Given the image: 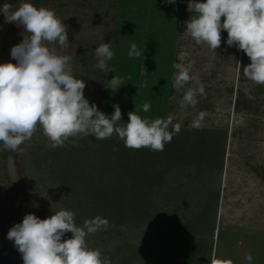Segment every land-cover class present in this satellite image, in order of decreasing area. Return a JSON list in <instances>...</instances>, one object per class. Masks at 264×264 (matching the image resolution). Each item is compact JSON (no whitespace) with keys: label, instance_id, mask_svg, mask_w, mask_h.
I'll return each mask as SVG.
<instances>
[{"label":"rangeland","instance_id":"1","mask_svg":"<svg viewBox=\"0 0 264 264\" xmlns=\"http://www.w3.org/2000/svg\"><path fill=\"white\" fill-rule=\"evenodd\" d=\"M7 2L13 5L15 10L22 0H7ZM23 2L34 5V0H23ZM4 3L5 0H0V5ZM116 3L117 0H40L36 6L53 10L56 17L66 25L69 44L63 48L57 43H50L47 46L55 49L59 55L72 57L68 70L75 78L85 80V97L90 104L95 103L102 112H104L102 79L106 72L95 67L97 57L94 49L101 43L110 41L112 47L113 38L107 33L115 26ZM186 8L187 0H180V23H185L189 18ZM221 19L223 20V17ZM23 35L28 33H24L22 26L6 22L4 15L0 14V63L11 59L10 49L21 42ZM221 37L222 51L219 47L215 50L217 53H212L206 45L195 44L190 37L184 35V31L178 34V44L172 50L174 59L177 63L188 67L191 75L198 77L199 83L204 85L205 95L197 97L198 103L195 108L189 106L181 109L179 100L185 89L191 86V82L176 87L172 74L174 95L170 98V108L165 118L171 117L173 125L179 124L182 127L188 123L191 127L198 113L203 112L204 118L200 121L199 127L208 128L225 121L227 123L225 171L219 197V204L223 201L225 206L222 208L223 214L220 215L218 212L219 214L216 215L215 227L220 230L217 246L215 244L216 249L213 248V243L216 242L217 232L210 247V237H207L206 243L198 244L199 235L191 233L190 230L181 234L171 230L164 232L161 222L158 224L159 231L151 230L148 224L135 222L131 218L133 215L131 217L129 215L125 216L122 222L108 224L106 229L86 237L89 247L101 249L102 257L112 259L113 264H121L122 258L133 260V264L142 262L155 264L150 261L148 254L152 246L159 249L161 258H167L172 262L181 261L186 250H191L194 255L200 257L202 264H210L213 258L221 261V264L226 260H231L232 264H248L245 259L247 254L253 257L251 264H264V185L258 183L245 165L246 162H252V159L255 163L264 165V117L261 121L262 129L257 134L258 141L242 144L240 139H230L232 124L238 123L245 128L248 121L246 115L239 117L233 115L235 89L240 88L247 96H252L253 93L260 96L264 84H256L244 76L243 67L250 63V59L242 50L225 44L226 31H222ZM240 54H243L244 58L242 63ZM230 87L234 88L232 97L229 95ZM259 87H262L261 93ZM204 97L207 98L210 106L202 100ZM230 99L231 106L228 112ZM91 135L93 134L79 133L69 136L64 141L77 144L79 147L82 143L81 139L89 138ZM115 137L120 141L116 135ZM52 144L53 142L43 134L38 124L31 139L21 144L16 151L0 153V165H7L6 174H2V169L0 172V190L5 185L11 191L12 198L13 195H17L13 200L2 193L0 197V236L5 245L14 247L13 242L6 238V234L15 223L21 222L27 213H34L44 219L60 209H65L75 214L76 224L77 221L83 223L85 219H92L95 211L97 213L103 210L101 201L96 197L98 189L102 186L104 190L107 186L112 189L122 180L120 175L118 176L120 179L113 175L115 171H109L111 174L107 175V167L112 170L120 166L119 157L114 156L106 162L105 167L101 168L99 180H102L101 183H96V186L92 187L90 182L97 180L99 175L95 173L96 169L91 171L90 168H93L94 163L97 164V156L100 154L101 157L102 152L94 153L89 149L84 155L79 152L71 153L73 157H68L67 151L64 149L62 151L60 145L52 147ZM72 158L84 160V163L80 164L81 169L78 172L74 170V172L62 173L61 171L68 167L78 168ZM226 170L227 185L222 197ZM89 173H95L94 176L92 175L93 178L90 176L92 180L88 178ZM116 173L118 175V172ZM205 175L207 176V173ZM67 178H69L68 183H62ZM207 179L203 178L202 183ZM211 185V189L215 191V183ZM88 191L91 193L88 194ZM105 200L107 201L106 196ZM70 236L71 233H68L65 238ZM18 256L23 264L19 252Z\"/></svg>","mask_w":264,"mask_h":264},{"label":"clouds","instance_id":"2","mask_svg":"<svg viewBox=\"0 0 264 264\" xmlns=\"http://www.w3.org/2000/svg\"><path fill=\"white\" fill-rule=\"evenodd\" d=\"M163 2L175 4L176 0ZM186 11L189 18L184 23L185 36L217 53L221 33L226 31L225 44L242 50L250 59L243 67L244 76L256 84H264V0H187ZM0 14L6 22L22 26L24 33H28L11 47V59L0 63V153L16 151L31 139L38 124L53 142L52 147L62 145L69 136L91 133L97 139L115 134L129 148L163 151L173 133L180 131V125H173L171 117L149 120L137 115L135 109L128 113V122L124 123L118 104L112 105L111 115L100 111L95 103L90 104L84 95L85 80L75 78L68 70L72 57L59 55L47 46L57 43L63 48L69 44L67 27L53 10L37 8L23 0L13 10V5L5 0L0 5ZM94 51L95 67L107 74L111 72L108 62L115 56L111 41L101 43ZM127 55L129 58L141 55L136 43L130 44ZM172 67L174 86L191 82L179 100L181 109L195 108L197 97L205 95L204 85L184 64L173 63ZM123 85L124 78L114 75L105 88L114 93ZM150 107L145 102L142 110L148 112ZM203 118L204 113H198L191 127L198 128ZM74 215L65 209L44 219L27 213L8 230L6 238L13 242L23 264H111L108 257H102L101 249L90 248L86 240L87 236L107 228V218L97 215L78 226ZM68 233L70 238H65ZM245 259L251 264L253 257L247 254ZM210 264L221 261L213 258Z\"/></svg>","mask_w":264,"mask_h":264},{"label":"trees","instance_id":"3","mask_svg":"<svg viewBox=\"0 0 264 264\" xmlns=\"http://www.w3.org/2000/svg\"><path fill=\"white\" fill-rule=\"evenodd\" d=\"M39 1L34 0L35 7ZM179 18L180 0H176L175 4H167L163 0H117L115 26L107 33L113 38L111 48L115 56L108 62V69L111 72L106 73L102 79L104 113L111 115L114 112L112 105L118 104L124 123L128 122V113L135 109L141 118L149 120L166 118L170 98L174 95L172 74L175 69L172 65L177 63L172 50L178 44V34L184 31V23H180ZM133 42L136 43L141 55L129 58L127 53ZM219 50L222 51L221 46ZM243 59V54H240L241 63ZM242 66L241 64L240 67ZM114 75L124 78V85L113 93L105 87ZM261 88L258 89L260 93ZM233 91L234 88L230 87L231 97ZM202 100L210 106L207 98L204 97ZM145 102L151 105L148 112L142 110ZM230 106L231 99L227 107L228 112ZM232 111L235 117L246 115L248 121L245 128L233 123L230 139H240L242 144L258 141L257 134L262 129L261 121L264 117V88L260 96L255 93L247 96L240 88H236ZM224 123L208 128H193L185 123L178 133H173L171 142L164 145L163 151L126 147L122 140H116L115 134L106 139H97L91 135L90 140L81 139L79 147L77 144L64 141L60 148L67 151L68 157H73L71 153L80 152L84 155L89 149L94 153L102 152L101 157L100 154L97 156V164L94 163L93 168H90L91 171L96 169L95 173L99 175L97 180L90 182L92 187L96 186V183H101L102 180L99 181L101 168L106 166V162L114 156L119 157L120 166L112 170L107 167V175L111 174L109 171H115L113 175L116 177L120 175L122 180L112 189L108 186L105 190L103 186L98 189L96 197L101 201L103 210L97 213L95 211L92 214L93 218L99 215L101 218H107L108 224H111L120 223L125 216L133 215L131 218L135 222L148 224L151 230L159 231V222L163 223L164 232L171 230L181 234L190 230L191 233L199 235L198 244L206 243L207 237H210V247L217 232L216 242L213 243V248L216 249L220 235V230L215 227L216 215L218 212L220 215L223 214L222 208L225 206L223 201L219 204L228 132L227 123ZM73 163L77 169L68 167L61 172L68 173L74 170L78 172L84 160L75 158ZM245 165L258 183L264 185V165L255 163L253 159ZM95 173H89V180ZM225 173L222 197L227 185L225 183L227 170ZM203 178L208 179L202 183ZM68 181L69 178L62 183ZM213 183L215 191L211 189ZM89 192L91 193V191L87 193ZM77 224L83 225L81 221H77ZM148 254L150 261L155 264H202L200 257L194 255L191 250H186L183 259L176 262L161 258L156 246H152ZM123 262L133 264V260L125 258H122L121 264Z\"/></svg>","mask_w":264,"mask_h":264},{"label":"flooded vegetation","instance_id":"4","mask_svg":"<svg viewBox=\"0 0 264 264\" xmlns=\"http://www.w3.org/2000/svg\"><path fill=\"white\" fill-rule=\"evenodd\" d=\"M7 168V165H0V172H1V169H2V174H6V169ZM5 169V170H4ZM8 189H7V187H5V185H4V187L0 190V197L2 196V195H4V196H6V197H8L9 199L10 198H12V194H11V191H7ZM1 193H2V195H1ZM15 197H17V195H13V198H12V200L15 198ZM0 240H1V248H0V254L3 252V251H10V252H12L14 255H16L17 256V258L19 259V256H18V251L16 250V248L15 247H12V246H9V245H5L4 244V242H3V240H2V238H1V236H0ZM19 264H21V262H20V259H19Z\"/></svg>","mask_w":264,"mask_h":264},{"label":"water","instance_id":"5","mask_svg":"<svg viewBox=\"0 0 264 264\" xmlns=\"http://www.w3.org/2000/svg\"><path fill=\"white\" fill-rule=\"evenodd\" d=\"M1 248V240H0ZM0 264H19V259L10 251H3L0 254Z\"/></svg>","mask_w":264,"mask_h":264}]
</instances>
